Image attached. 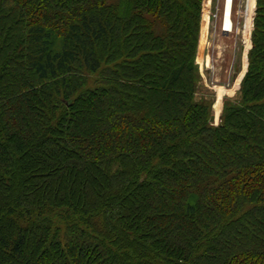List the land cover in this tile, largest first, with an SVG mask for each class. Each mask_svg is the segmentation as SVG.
Returning <instances> with one entry per match:
<instances>
[{
    "label": "trees",
    "instance_id": "16d2710c",
    "mask_svg": "<svg viewBox=\"0 0 264 264\" xmlns=\"http://www.w3.org/2000/svg\"><path fill=\"white\" fill-rule=\"evenodd\" d=\"M256 4L213 125L203 0H0V264H264Z\"/></svg>",
    "mask_w": 264,
    "mask_h": 264
},
{
    "label": "rangeland",
    "instance_id": "374dc122",
    "mask_svg": "<svg viewBox=\"0 0 264 264\" xmlns=\"http://www.w3.org/2000/svg\"><path fill=\"white\" fill-rule=\"evenodd\" d=\"M257 0H236V29L219 34L211 17L214 0H203L199 45L196 54L199 82L197 100L211 102L213 125H219L226 102H237L248 69Z\"/></svg>",
    "mask_w": 264,
    "mask_h": 264
},
{
    "label": "built area",
    "instance_id": "2783aa9c",
    "mask_svg": "<svg viewBox=\"0 0 264 264\" xmlns=\"http://www.w3.org/2000/svg\"><path fill=\"white\" fill-rule=\"evenodd\" d=\"M215 6L211 17L217 24L215 29L219 34L230 36L235 32L236 21L235 15L237 13L236 0H214Z\"/></svg>",
    "mask_w": 264,
    "mask_h": 264
}]
</instances>
